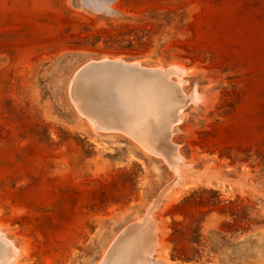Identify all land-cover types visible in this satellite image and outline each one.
<instances>
[{"label":"rangeland","instance_id":"1","mask_svg":"<svg viewBox=\"0 0 264 264\" xmlns=\"http://www.w3.org/2000/svg\"><path fill=\"white\" fill-rule=\"evenodd\" d=\"M0 232L9 264H264V0H0Z\"/></svg>","mask_w":264,"mask_h":264},{"label":"bare ground","instance_id":"2","mask_svg":"<svg viewBox=\"0 0 264 264\" xmlns=\"http://www.w3.org/2000/svg\"><path fill=\"white\" fill-rule=\"evenodd\" d=\"M118 59H120V58H118ZM109 60V59H108ZM111 60V59H110ZM137 62V61H136ZM138 62H140V61H138ZM124 63V62H123ZM132 63V62H131ZM142 64V63H141ZM133 66H134V64H133ZM132 66V67H133ZM178 66V65H177ZM138 67H139V65H138ZM163 67V66H162ZM82 68V67H81ZM80 68V69H81ZM83 68H85L84 66H83ZM82 68V71L84 70ZM130 68V67H129ZM128 68V69H129ZM135 68H137V67H135ZM147 68V67H146ZM152 68V67H151ZM186 68V67H185ZM127 69V68H126ZM130 69H133V68H130ZM169 69V68H168ZM175 69V68H174ZM87 70H89L90 72H93L94 74H96V75H99V76H108V75H110V76H112V75H114V76H118L119 78H122V79H124V80H128L129 79V77H127L128 76V74L125 72V69L124 68H122L121 66H119L118 64H116V63H108V62H103V63H99V64H92V65H90V66H88L87 68H86V71ZM148 70V69H147ZM186 70H188V72L190 71L189 69H187L186 68ZM79 71V70H78ZM81 71V72H82ZM89 71H88V73H89ZM139 71V70H138ZM146 71V70H145ZM152 71V70H151ZM161 71V70H160ZM81 72H80V76H81ZM136 72V71H135ZM185 72V71H184ZM86 73V72H85ZM151 73V72H150ZM159 73V72H158ZM163 73V72H162ZM176 73H178V72H176ZM183 73V72H182ZM84 74V73H83ZM82 74V75H83ZM91 74V73H90ZM130 74H132V73H130ZM134 74V73H133ZM175 74V73H174ZM185 73H183V75H184ZM187 74V73H186ZM135 75V74H134ZM139 75V74H138ZM153 75V74H152ZM165 75V74H164ZM164 75H162V78L164 77ZM190 75V74H189ZM79 76V75H78ZM78 76H75V77H78ZM140 76V75H139ZM154 76V75H153ZM159 76H161V74L159 75ZM167 76V75H166ZM90 77H92V76H90ZM89 77V78H90ZM109 77V76H108ZM113 77V76H112ZM183 77V76H182ZM181 77V78H182ZM82 78H84V77H82ZM98 78V77H97ZM137 78V77H136ZM140 78H142V77H140ZM149 78H150V76H149ZM148 78V79H149ZM78 79V78H77ZM110 79V78H109ZM79 80V79H78ZM78 80L77 81H75V80H73V81H75V83L76 82H78ZM91 80V79H90ZM111 80H113V79H111ZM142 80V79H141ZM153 80V79H152ZM156 80V79H155ZM177 80V79H176ZM179 80V79H178ZM183 80V79H182ZM82 81V80H81ZM98 81V80H97ZM121 81V80H120ZM140 81V80H139ZM143 81H144V79H143ZM150 81V80H149ZM148 81V82H149ZM184 81V80H183ZM82 82H84V81H82ZM98 82H100V81H98ZM102 82V81H101ZM108 82V81H107ZM122 82V81H121ZM141 82V81H140ZM170 82V81H169ZM87 83V82H86ZM109 83V82H108ZM139 83V82H138ZM151 83H153V82H151ZM162 83V82H161ZM180 83V82H179ZM82 84H84V83H82ZM105 84V83H104ZM128 84V83H127ZM144 84V83H143ZM148 84V83H147ZM156 84V83H155ZM159 84V83H158ZM178 84V83H177ZM136 85V84H135ZM166 85H167V82H166ZM165 85V86H166ZM174 85V84H173ZM181 85V84H180ZM73 86V85H72ZM129 86V85H128ZM139 86H140V83H139ZM143 86V85H142ZM141 86V87H142ZM144 86H145V84H144ZM147 86V85H146ZM151 86H152V84H151ZM164 86V87H165ZM168 86V85H167ZM132 87V86H131ZM178 87H180V86H178ZM122 88V87H121ZM133 88V87H132ZM163 88V87H162ZM129 89H130V87H129ZM136 89V88H135ZM180 89V88H179ZM93 90V89H92ZM122 89H120V91H121ZM138 90V89H137ZM148 90V89H147ZM164 90V92L166 91L165 89H163ZM162 90V91H163ZM72 91H73V89H72ZM133 91V90H132ZM127 92H128V90H127ZM126 92V94H128ZM151 93H148V94H150V96H151V102H152V105H151V107L149 108V107H147V108H149L148 110V113L147 112H145V113H147V115H149V114H152L153 116H154V118H155V120H161V121H165L164 119H166L165 118V116L163 115V111H162V105L160 104V102H162V101H160V100H158V98L156 97L157 95H158V93L156 92V90L155 89H153L152 91H150ZM168 92H170V91H168ZM197 94H200V93H197ZM75 95V94H74ZM143 95V94H142ZM162 95V94H161ZM172 95V94H171ZM184 95H186V93L184 94ZM192 95V94H191ZM73 96V95H72ZM131 96V95H130ZM149 96V95H148ZM149 96V97H150ZM167 96H168V94H167ZM197 96V95H196ZM145 97V96H144ZM189 97V96H188ZM72 98V97H71ZM73 99V98H72ZM147 100V99H146ZM165 100V99H164ZM204 100V99H203ZM135 101V100H134ZM133 101V102H134ZM160 101V102H159ZM171 101V100H170ZM174 101V100H173ZM77 103V102H76ZM75 103V104H76ZM107 103V102H106ZM186 103V102H185ZM140 104V103H139ZM151 104V103H150ZM77 105V104H76ZM143 105V104H142ZM145 105V104H144ZM143 105V106H144ZM147 105V104H146ZM150 106V105H149ZM172 106V105H171ZM173 107V106H172ZM177 107H178V105H177ZM78 108V107H77ZM81 110V109H80ZM134 110V109H133ZM132 110V111H133ZM138 110V109H137ZM140 110V109H139ZM79 111V110H78ZM82 112V111H81ZM129 112V111H128ZM130 113V112H129ZM128 113V114H129ZM87 114V113H86ZM127 114V115H128ZM166 114V113H165ZM131 115V114H130ZM147 115H144L145 117L147 116ZM83 116H85L84 115V113H83ZM175 116H177V114L175 115ZM92 117H94V116H92ZM144 117V118H145ZM178 117V116H177ZM176 117V118H177ZM95 118V117H94ZM93 118V119H94ZM126 119V118H125ZM94 120H97V119H94ZM136 120H137V118H136ZM144 120V119H143ZM142 120V121H143ZM154 121V120H153ZM183 121V120H182ZM144 122V121H143ZM152 122V121H151ZM168 122V121H167ZM99 123V122H98ZM130 123V122H129ZM174 123V122H173ZM173 123H172V125H173ZM121 124V123H120ZM166 124V123H165ZM111 125V124H110ZM159 126H160V123L158 124ZM108 126V125H107ZM123 126V125H122ZM122 126H120V127H122ZM167 126V125H166ZM170 126V125H169ZM175 126V124L172 126V127H174ZM115 127V126H114ZM130 126H128V128L127 129H130L129 128ZM110 128H113L112 127V125H111V127ZM116 128V127H115ZM142 128H143V126H142ZM154 128V127H153ZM167 128V127H166ZM134 129H135V127H134ZM155 129V128H154ZM133 130V129H132ZM141 130V129H140ZM164 130V129H163ZM106 131V130H105ZM124 131H125V129H124ZM134 131V130H133ZM150 131V130H149ZM127 132V131H126ZM137 132V131H136ZM158 132H160V131H158ZM162 132V131H161ZM127 133H130V131L129 132H127ZM152 133H153V131H152ZM156 133V132H155ZM151 134V133H150ZM142 135H140V137H141ZM144 136V135H143ZM148 136H150V135H148ZM136 137V136H135ZM160 137V136H159ZM138 138V137H137ZM158 138V137H157ZM170 138V137H169ZM144 139V138H143ZM161 139V138H160ZM153 140V139H152ZM163 140V139H162ZM161 140V141H162ZM164 140H165V138H164ZM163 140V141H164ZM145 141H146V139H145ZM144 141V142H145ZM157 141H159V140H157ZM156 141V142H157ZM160 141V142H161ZM166 141V140H165ZM146 142H148V141H146ZM159 142V143H160ZM172 141H170V143H171ZM169 143V144H170ZM146 144V143H145ZM172 144L173 143H171V145L170 146H172ZM156 146V145H155ZM178 146V145H177ZM172 148H174L173 146H172ZM179 149V148H178ZM157 150V149H156ZM162 152V151H161ZM174 152V151H173ZM176 152V151H175ZM180 153V152H179ZM157 154V153H156ZM164 156V155H163ZM166 156H168V155H166ZM171 156V155H170ZM183 156V155H182ZM178 157V156H177ZM167 159V158H166ZM174 160V159H173ZM186 160V159H185ZM172 161V160H171ZM179 162V161H178ZM174 163V162H173ZM181 163V162H180ZM182 164V163H181ZM191 164V163H190ZM190 164H188V165H190ZM172 165V164H171ZM172 167H173V165H172ZM185 167V166H184ZM171 168V167H170ZM175 168V167H174ZM175 169H177V168H175ZM192 169H194V168H192ZM173 170V169H172ZM206 171V170H205ZM173 172V171H172ZM194 172H195V169H194ZM178 173V172H177ZM181 173H183V172H181ZM207 174H208V172H206ZM211 173V172H210ZM214 173V172H213ZM195 175H196V173H195ZM175 176V175H174ZM197 176H198V174H197ZM198 178V177H197ZM204 178V177H203ZM210 179V178H209ZM223 179V178H222ZM187 180V179H186ZM185 180V181H186ZM181 182V181H180ZM175 183V182H174ZM177 183V182H176ZM183 184V183H182ZM186 184V183H185ZM179 185V184H178ZM187 185V184H186ZM178 188V187H177ZM169 193V192H168ZM171 194V193H170ZM168 196V195H167ZM169 196H171V195H169ZM157 200V199H156ZM164 200V199H163ZM161 203V202H160ZM161 205V204H160ZM159 208V207H158ZM155 211V210H154ZM152 214V213H151ZM146 221V220H145ZM154 232V231H153ZM1 233H3V232H0V264H9L12 260H14V257H15V259H16V256H14V255H12L11 253H10V250H9V248H8V246L10 245L9 243V241L1 234ZM156 234V233H155ZM153 236V235H152ZM155 236V235H154ZM156 236H157V234H156ZM148 237V236H147ZM145 238V237H144ZM158 238V237H157ZM149 239V238H148ZM145 240H147V239H145ZM158 240V239H157ZM158 243H159V240H158ZM15 244V243H14ZM118 244V243H117ZM16 246V245H15ZM117 246V245H116ZM115 246V247H116ZM124 246V245H123ZM23 249V248H22ZM156 249V248H155ZM13 252V251H12ZM113 252V251H112ZM23 253V252H22ZM24 253H25V251H24ZM23 253V254H24ZM12 255V256H11ZM115 256V255H114ZM152 258H153V256H152ZM19 259V258H18ZM105 259H106V257H105ZM17 260V259H16ZM145 260H146V264H160V263H154L153 261H151V259H149V257H147V258H145ZM165 260V259H164ZM111 261V260H110ZM14 262V261H13ZM104 262V261H103ZM102 262V263H103ZM109 262V261H108ZM166 262V261H165ZM15 263V262H14ZM14 263H12V264H14ZM168 263V262H167ZM16 264V263H15ZM170 264V263H169Z\"/></svg>","mask_w":264,"mask_h":264}]
</instances>
